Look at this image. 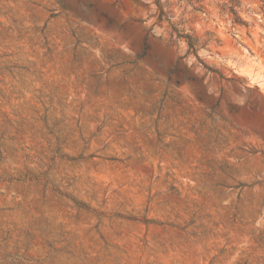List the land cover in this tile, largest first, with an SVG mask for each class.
<instances>
[{
    "label": "rangeland",
    "instance_id": "374dc122",
    "mask_svg": "<svg viewBox=\"0 0 264 264\" xmlns=\"http://www.w3.org/2000/svg\"><path fill=\"white\" fill-rule=\"evenodd\" d=\"M0 264H264V0H0Z\"/></svg>",
    "mask_w": 264,
    "mask_h": 264
}]
</instances>
